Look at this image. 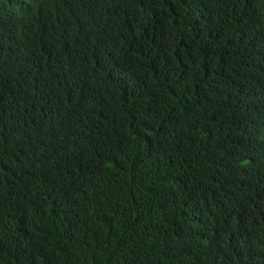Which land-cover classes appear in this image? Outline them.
<instances>
[{
    "label": "trees",
    "instance_id": "16d2710c",
    "mask_svg": "<svg viewBox=\"0 0 264 264\" xmlns=\"http://www.w3.org/2000/svg\"><path fill=\"white\" fill-rule=\"evenodd\" d=\"M0 264H264V0H0Z\"/></svg>",
    "mask_w": 264,
    "mask_h": 264
}]
</instances>
